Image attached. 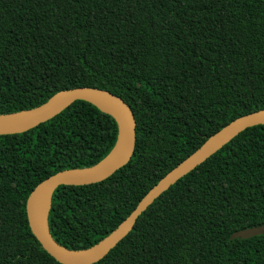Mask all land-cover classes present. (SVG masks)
I'll list each match as a JSON object with an SVG mask.
<instances>
[{
  "label": "trees",
  "instance_id": "obj_1",
  "mask_svg": "<svg viewBox=\"0 0 264 264\" xmlns=\"http://www.w3.org/2000/svg\"><path fill=\"white\" fill-rule=\"evenodd\" d=\"M95 87L131 107L135 145L107 179L59 186L47 227L71 250L112 232L166 174L235 118L264 108V0H0V115ZM115 119L75 101L0 135V264H59L25 203L63 170L113 149ZM264 124L241 131L163 192L94 264H264Z\"/></svg>",
  "mask_w": 264,
  "mask_h": 264
},
{
  "label": "water",
  "instance_id": "obj_2",
  "mask_svg": "<svg viewBox=\"0 0 264 264\" xmlns=\"http://www.w3.org/2000/svg\"><path fill=\"white\" fill-rule=\"evenodd\" d=\"M75 101L89 102L100 111L111 115L117 123L118 135L113 149L101 162L88 168L59 171L38 183L26 199L25 212L33 237L41 248L59 264H94L103 259L131 231L137 218L163 192L241 131L250 126L264 124V108L235 118L211 135L197 150L159 180L132 212L106 237L89 248L71 250L59 245L48 231L47 214L51 195L59 186H84L101 182L128 163L134 151L136 127V119L131 107L124 99L106 90L95 87H78L59 91L33 109L0 115V135L20 134L52 119ZM95 101L103 103L109 110L101 108ZM15 114L22 115L19 118L9 119ZM113 151H115L114 154L110 156ZM46 195H48L49 204L45 228H43L38 223L36 207ZM259 234H264V224L235 231L231 237L249 238Z\"/></svg>",
  "mask_w": 264,
  "mask_h": 264
},
{
  "label": "bare ground",
  "instance_id": "obj_3",
  "mask_svg": "<svg viewBox=\"0 0 264 264\" xmlns=\"http://www.w3.org/2000/svg\"><path fill=\"white\" fill-rule=\"evenodd\" d=\"M95 103L99 105L101 108L105 110H109V108L105 106L103 103L99 101H95ZM21 115L22 114H15L14 116H10L9 119L19 118ZM114 152L115 151H113L110 154V156H112ZM48 204H49V198H48V195H46L40 200V202L37 204V207H36L37 220H38L39 225L43 228H45V218H46V212L48 209Z\"/></svg>",
  "mask_w": 264,
  "mask_h": 264
}]
</instances>
